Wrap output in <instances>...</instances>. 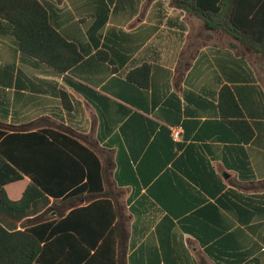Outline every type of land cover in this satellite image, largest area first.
<instances>
[{
	"label": "crops",
	"instance_id": "crops-1",
	"mask_svg": "<svg viewBox=\"0 0 264 264\" xmlns=\"http://www.w3.org/2000/svg\"><path fill=\"white\" fill-rule=\"evenodd\" d=\"M43 1L84 59L60 73L0 26V128L83 137L125 217L123 264H264V62L170 0ZM144 64L148 89L127 80ZM22 181L6 186L12 201ZM0 224L21 230L22 220L0 206Z\"/></svg>",
	"mask_w": 264,
	"mask_h": 264
},
{
	"label": "trees",
	"instance_id": "trees-1",
	"mask_svg": "<svg viewBox=\"0 0 264 264\" xmlns=\"http://www.w3.org/2000/svg\"><path fill=\"white\" fill-rule=\"evenodd\" d=\"M170 4L264 62V0H170ZM0 26L16 38L22 53L60 73L84 59L79 47L55 28L51 6L43 0H0ZM97 57L110 61L105 50ZM127 80L148 89L151 65L132 70ZM61 94L70 110V97ZM221 96L227 97L228 106L240 110L229 87L222 89ZM59 129L0 128V206L22 220L21 230L9 231L0 224V264H123L125 217L109 200L99 157L81 141L83 137ZM25 177L31 183L20 200L12 201L6 186ZM85 195L90 204L80 207ZM53 212L56 215L49 217ZM256 262L258 258L248 264Z\"/></svg>",
	"mask_w": 264,
	"mask_h": 264
},
{
	"label": "rangeland",
	"instance_id": "rangeland-1",
	"mask_svg": "<svg viewBox=\"0 0 264 264\" xmlns=\"http://www.w3.org/2000/svg\"><path fill=\"white\" fill-rule=\"evenodd\" d=\"M166 8H170L169 5H167ZM190 20H192L193 24L196 25V26H199V24H202V22H200L197 19H190ZM214 36H215V38H217V40H219L218 37H217V33ZM217 40H215L216 42L214 41V43H218L220 41V40L219 41H217ZM21 184H24V181H21L19 183H16L15 185L21 186ZM15 185H13V186H15ZM41 204H43V202H41L39 205H41ZM53 213H54V215H53ZM53 213L52 214H49L48 216L49 217H54L56 215V213L55 212H53Z\"/></svg>",
	"mask_w": 264,
	"mask_h": 264
},
{
	"label": "built area",
	"instance_id": "built-area-1",
	"mask_svg": "<svg viewBox=\"0 0 264 264\" xmlns=\"http://www.w3.org/2000/svg\"><path fill=\"white\" fill-rule=\"evenodd\" d=\"M173 136L174 138L178 139L180 137V132L178 130H174Z\"/></svg>",
	"mask_w": 264,
	"mask_h": 264
},
{
	"label": "water",
	"instance_id": "water-1",
	"mask_svg": "<svg viewBox=\"0 0 264 264\" xmlns=\"http://www.w3.org/2000/svg\"><path fill=\"white\" fill-rule=\"evenodd\" d=\"M53 215H54V213H53Z\"/></svg>",
	"mask_w": 264,
	"mask_h": 264
}]
</instances>
